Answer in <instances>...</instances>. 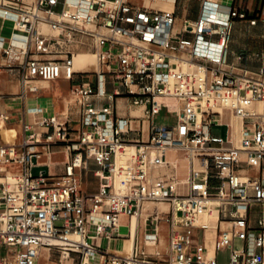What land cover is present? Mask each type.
Listing matches in <instances>:
<instances>
[{"label": "built area", "instance_id": "2783aa9c", "mask_svg": "<svg viewBox=\"0 0 264 264\" xmlns=\"http://www.w3.org/2000/svg\"><path fill=\"white\" fill-rule=\"evenodd\" d=\"M195 1L200 3L197 17L179 23L175 9L146 0H73L70 5L69 0H0V18L11 20L13 30L27 37L20 46L0 35V72L19 68L24 85L35 79L72 78L79 73L74 70V54L57 46L78 36L91 38L99 65L97 89L92 82L75 89L81 104L76 125L56 115L43 117L39 124L48 128L45 136L25 123L20 146H0V173L7 172L0 182V250H8V255L0 254V264H38L42 248L55 249L61 259L75 264H220L218 254L227 248L229 264H264V64L250 70L229 61L234 23L264 26V0L253 15L233 0ZM217 10L225 16L211 17ZM11 13L18 19H10ZM42 22L55 34L41 33ZM187 62L195 67L186 69ZM107 76L125 91L116 89L109 95L103 87ZM124 95L131 97L132 106L144 107V116L130 118L149 120L148 140L123 138L130 118L117 114L114 97ZM93 96L113 101L99 106ZM168 99L180 108L171 110ZM215 105L223 106L225 114ZM163 108L176 112L174 125L154 121ZM226 114L241 120L237 138L230 122L227 140L211 133L214 126L224 125ZM8 120L0 108V124ZM60 142L73 154L64 173L42 169L34 174L42 167L35 159ZM126 145L136 150L130 162L119 167L117 187L116 156ZM170 148L190 159L187 178L167 171L175 169L167 159ZM84 157L99 166L96 175L102 183L94 193L81 189L77 170ZM9 164L20 167L10 178L5 168ZM244 166L260 176L245 173ZM208 198L219 200L218 214L221 210L228 221L211 246L195 241L197 229L211 226ZM146 202L169 204L168 211L155 208L147 217L155 226L160 221L169 224L168 253H146L147 234L144 246L134 245L130 255L104 247V240L124 237L122 227L130 234L121 216H141ZM256 206L262 210L254 230L248 213ZM150 233L155 234L156 247L157 232ZM251 239L255 250L235 246L237 241L249 246Z\"/></svg>", "mask_w": 264, "mask_h": 264}, {"label": "crops", "instance_id": "0c3cea01", "mask_svg": "<svg viewBox=\"0 0 264 264\" xmlns=\"http://www.w3.org/2000/svg\"><path fill=\"white\" fill-rule=\"evenodd\" d=\"M231 2V0H225ZM263 0H258L262 5ZM255 0H247V2H243V0L239 1L238 6L242 8L251 9L252 5H254ZM243 5H245L243 7ZM160 7L166 9V7L161 3ZM261 7V6H260ZM259 9V8H258ZM178 16V15H177ZM190 18V17H189ZM194 19V18H190ZM7 21L0 18V35L5 36L4 32L6 29ZM239 27L247 28L248 31H259L257 34V40L259 41V50L256 51L254 49V45L249 41H240L237 37V31ZM13 28V23H12ZM6 37H9L7 35ZM230 48V56L229 61L234 64H238L242 67H246L250 70H257L264 64V58L262 54L264 53V26L262 23H259L256 26H250L244 21H236L233 26L232 31V39L229 44ZM57 50L62 52H72L73 54L77 53L75 57L76 68L78 70L90 69L91 60L89 59V55L93 54L92 40L89 37L78 36L73 42H64L57 46ZM85 55V60H76L79 55ZM78 74H75L72 78H66L64 76L55 79V80H42L35 79L30 81L27 85H24L22 82L21 70L19 68H8L4 69L0 72V108L3 111H6L9 115V120L4 124H0V133L1 140L3 142L2 145L11 144L13 146H20L24 140L25 132H24V124L28 123L31 125L32 129L36 132H40L45 136V132L48 131V128L39 124L43 117H51L53 115L58 116L62 120H68L70 125H76L81 112V104L79 103V98L75 93V89L82 82H92L88 80L87 76L94 78L97 74L94 72L92 74L91 71H78ZM113 83L111 77L107 76V82L103 87L109 95H113L116 89L124 92V88L113 83L115 87L110 89L109 83ZM92 85L95 89L97 86ZM92 101L96 105H105L108 101H113L109 96L104 98L92 97ZM117 105V114L119 116L130 118V116L138 115L136 112L137 108L131 105V97L126 95L120 97H114V105ZM220 105H217L219 107ZM163 108L162 110H164ZM161 110V111H162ZM168 114H176L175 111H169L165 109ZM174 110V109H171ZM160 111V112H161ZM159 112V113H160ZM157 113V114H159ZM156 114V115H157ZM225 114V113H224ZM141 115V114H140ZM155 115V116H156ZM139 116V115H138ZM225 117V126L226 123H231L234 126L233 135L235 138L239 136V123L235 120V117L232 115H224ZM155 118V117H154ZM176 123V122H175ZM175 123H160L161 125H174ZM159 124V123H157ZM6 125H11L12 127H6ZM229 128V127H228ZM230 131V129H229ZM150 136V123L149 120L145 118H130V128L127 133L124 134L123 138L127 142H135V141H146ZM229 136V134H228ZM228 138V137H227ZM227 140V139H226ZM38 149H42L41 146H38ZM178 155L181 156L182 161H185V154L182 152H177ZM73 154L68 151L65 147V144L60 142L52 146L51 151L49 153H42L39 158L35 159V163L38 165H42V167H36L35 169L42 170L48 169L53 174L61 175L64 173L65 165L72 159ZM168 159V154H167ZM82 169L77 170L80 185L82 191L85 193H94L97 192L100 188L102 180L96 175V171L99 169V166L92 159H87L84 157ZM179 162V160H176ZM191 161L189 159V171H190ZM7 170L12 172H18L20 167L17 164H9L5 166ZM246 169L244 172L249 174L252 177L260 176L258 171L255 169H247L245 166L243 169ZM34 169V170H35ZM177 168L168 167L167 171L176 172ZM189 171H185L184 174H179L180 178H187ZM162 172V171H161ZM214 182V181H213ZM215 189L212 188V191ZM261 206H256L252 208L249 213V225L254 229H258V218L261 213ZM140 221H143L142 216H139ZM140 221L138 230L140 228ZM162 222V223H161ZM224 217L220 210L218 214V218L215 224L210 226L209 229H197L195 231V241L197 243H205L208 246H211V242L213 238L218 234L220 228L225 226ZM142 239H139L138 230L135 238L134 245L139 244L144 246V235L147 232H157L158 235V243L156 246V250L160 251L162 254H167L169 250V241H170V226L165 221H160L158 225H153L149 220V225L147 226L142 222ZM160 235V236H159ZM124 236L128 237L129 234H124ZM161 238H164L165 242L161 247ZM167 241V242H166ZM104 247L111 245V241H103ZM164 246V247H163ZM166 246V247H165ZM237 248H245L250 247V250H255L253 246L252 239L249 242V246L247 242L237 241L235 244ZM159 249V250H158ZM223 252L224 257L221 258V253ZM231 252V248H227L221 252H219V260L220 264H229L228 256ZM58 255L59 259L57 261L53 260V256ZM226 255V256H225ZM47 257L48 260L44 262L43 257ZM71 264H75V261L72 259ZM38 264H64V259L60 258V255L55 249H47L42 248L40 251Z\"/></svg>", "mask_w": 264, "mask_h": 264}, {"label": "bare ground", "instance_id": "6f19581e", "mask_svg": "<svg viewBox=\"0 0 264 264\" xmlns=\"http://www.w3.org/2000/svg\"><path fill=\"white\" fill-rule=\"evenodd\" d=\"M175 1L176 0H156V1L151 2V3H152L153 6L159 7V8H162V7H160V4L162 3L166 8L172 9L174 7ZM71 2H73V0H69L68 5H70ZM148 2L150 3L149 0H146V4H148ZM226 2L230 3L228 1H226ZM224 16H225V12H223L221 10H217V11L211 13V17H213V18H221V17H224ZM9 18L10 19H18V15L15 14V13H11V14H9ZM5 21L13 23L11 20H5ZM39 31L41 33H50L49 24L46 23V22H42L39 25ZM10 38H12V42L14 44L20 45V46H25L26 40H27V37H26L25 34L20 33L19 31H16V30H12ZM1 44L2 43L0 42V46H1ZM76 55H77V53L74 54V70H76V71H92L94 68L97 69L96 64L91 60L90 69L78 70L76 68V62H75ZM76 60L77 61L78 60L84 61L85 60V55H83V54L79 55ZM184 67L186 69H190V68H194L195 66L193 64L187 62V63H184ZM168 100H173V99H168ZM168 100L166 101L167 103H168ZM174 102H175V105H176V110H178L180 108V104L178 102H176L175 100H174ZM138 107H141V108L144 109L143 106H138ZM215 109L221 111L224 114L223 106L217 107V105H215ZM262 109H263V106L261 104H258L257 105V110L258 111H262ZM136 113L138 115H140V112H136ZM138 115H134V116H138ZM199 116H200V114H197V120H198ZM232 116H234V115H232ZM234 117H236V116H234ZM232 126H233V124H232ZM239 127H241V120H240V124L238 125V128ZM233 128H234V126H233ZM11 144H7V145H11ZM125 150H126L125 152H118L117 156H116V166L117 167H116V169H114V172H115V175H116V178H117V187H118V181H119V178H120L118 169H119V167L121 165H126V164H128L130 162V160L132 159V155L134 154L136 149H135V146L126 145L125 146ZM170 151L178 152L176 149L170 148V149L167 150V154ZM127 156L129 157V160L127 162L122 163L119 160L120 157L121 158L124 157L125 160H127L128 159ZM185 160L189 163V158L187 156H185ZM169 162L171 163V165L173 167L177 168L176 169V174L178 175V169H179L178 162L176 160H174V161L173 160H169ZM157 174H158V170H155L154 171V175H157ZM12 175H13V172L9 171L8 172L9 178L12 177ZM182 179H185V178H182ZM152 204H154V203H152V202L144 203V206H143L142 212H141V216L143 218V222L147 226L149 225V219L147 217L149 216V213L154 211L155 208H157L159 211H168L169 210V206L166 203H158L159 205L158 204H154V206ZM219 205H220V202H219V200L217 198H208L207 201H206V216L209 218L208 219L209 223L212 226L215 224V222H216V220L218 218ZM134 218L137 221L133 220ZM121 221H122L123 224H129V226H130V234H129L128 238L127 237H123V238H114V239H112L109 250L111 252H116V253L121 254V255H123V254L124 255H130L132 253V251H133V248H134V242H135V238H136V234H137V230H138V226H139V215L134 214L132 217H128L126 214H122ZM146 234L148 236L146 241H145L146 242V247H147V249L149 251H153L156 248L155 247V245H156L155 244L156 243L155 242V238H156L155 234L154 233H150V232H147ZM164 242H165L164 238H161V244H160L161 247L164 244ZM157 246H159V245H157ZM148 254H150V253H148ZM10 261L12 263L14 262L13 259H11Z\"/></svg>", "mask_w": 264, "mask_h": 264}, {"label": "rangeland", "instance_id": "374dc122", "mask_svg": "<svg viewBox=\"0 0 264 264\" xmlns=\"http://www.w3.org/2000/svg\"><path fill=\"white\" fill-rule=\"evenodd\" d=\"M141 1H143V0H137V2H139V3ZM239 1L240 0H233V4L235 6H238ZM243 2L245 3V2H247V0H243ZM255 2L256 3H254V5H252V7L250 9V14L251 15H253L254 11L258 10V8H260V6H261V3L260 2L258 3V0H255ZM148 4L152 5L151 2L150 3L148 2ZM244 6L245 5H243V7ZM57 9H60V6ZM166 9H169V8H166ZM172 9H175L176 14L178 15V18H179V23H181V21L185 17H190V18H196L197 17V15H198V13L200 11V3L198 1H195V0H177V3L175 4V7H173ZM12 30H13L12 23L11 22H7L4 35L5 36H7V35L10 36L11 33H12ZM259 31L260 30H258V31H248L247 28L239 27L238 31H237V37L242 42L243 41H246V42L249 41L250 43H252L254 45V49L256 51H258L260 44H259V41L257 40V34L259 33ZM50 33L55 34V32L53 30H51V28H50ZM89 59L92 60L96 64L97 69L94 68L91 71L92 74H94V72L98 71V69H99L98 62H97L96 57L93 54L89 55ZM87 77H88L87 78L88 80L92 81L94 83V85L97 86V76H95L94 78H91L90 76H87ZM109 87H110V89H113L115 87V85L110 82L109 83ZM120 97H122V96H120ZM168 103H169L171 109L176 110V105H175L174 100H168ZM214 108H215V106H214ZM137 111H139L140 114H141L139 116H144L143 108H137ZM235 120L240 124V119L239 118L235 117ZM154 121L156 123H159V124L160 123H175V122H177V115L168 114L166 112V110L164 109L159 114H157L155 116ZM6 127H12V126L11 125H6ZM211 133H212L213 136L223 137V138L227 139L228 134H229V128L225 127V126H214L211 129ZM2 144H3V142L1 140V133H0V146H2ZM119 160L122 163H124V162H127L129 160V157H128L127 160H125L124 157H122V158L120 157ZM168 160H173V161L174 160H179V162H178V165H179L178 175L179 174H184L185 171H189V163L185 162V161H182L181 156L178 155L177 152H173V151L168 152ZM38 171H39L38 169H35L34 170V174H37ZM5 174H7V172L0 173V182L3 181V176ZM166 204L169 206L168 203H166ZM152 205L154 206V204H152ZM133 220H136V219L134 218ZM139 221H140V219H139ZM142 222L143 221L141 220L140 221V228L138 230V235H139V239L140 240L142 239V236H141L142 235V224H143ZM121 231H122L123 234H126L128 232V228L127 227H122ZM124 237H126V236H124ZM103 244H105V242ZM145 250H146V253H150V254H155V252H156V248L153 251H149L147 249V247H145ZM0 254L1 255H8V250L6 248H2L0 250ZM223 257H224V254L222 252L221 253V258H223ZM52 259L57 261L59 259V257H58V255H55V256H53ZM43 260H44V262H46L48 260V258L45 256V257H43ZM64 264H71V260H64Z\"/></svg>", "mask_w": 264, "mask_h": 264}]
</instances>
